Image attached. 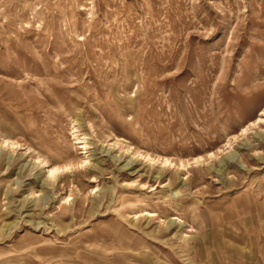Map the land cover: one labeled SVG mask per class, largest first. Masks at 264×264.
Segmentation results:
<instances>
[{"label":"rangeland","instance_id":"1","mask_svg":"<svg viewBox=\"0 0 264 264\" xmlns=\"http://www.w3.org/2000/svg\"><path fill=\"white\" fill-rule=\"evenodd\" d=\"M0 264H264V0H0Z\"/></svg>","mask_w":264,"mask_h":264},{"label":"bare ground","instance_id":"2","mask_svg":"<svg viewBox=\"0 0 264 264\" xmlns=\"http://www.w3.org/2000/svg\"><path fill=\"white\" fill-rule=\"evenodd\" d=\"M168 164V162L166 161L165 163H164V165L166 166ZM69 170V169H68ZM67 171V169H65V170H61V169H51L50 171H49V178H51V179H54V178H56V176L57 175H59V174H63V173H65ZM50 179V180H51ZM151 215V214H150ZM149 216V215H148ZM150 217H152V216H150ZM174 220V219H173Z\"/></svg>","mask_w":264,"mask_h":264}]
</instances>
